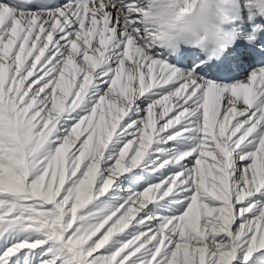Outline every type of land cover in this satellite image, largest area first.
I'll use <instances>...</instances> for the list:
<instances>
[{"label": "snow or ice", "instance_id": "obj_1", "mask_svg": "<svg viewBox=\"0 0 264 264\" xmlns=\"http://www.w3.org/2000/svg\"><path fill=\"white\" fill-rule=\"evenodd\" d=\"M145 6L0 0V264H264V65L180 68Z\"/></svg>", "mask_w": 264, "mask_h": 264}, {"label": "clouds", "instance_id": "obj_2", "mask_svg": "<svg viewBox=\"0 0 264 264\" xmlns=\"http://www.w3.org/2000/svg\"><path fill=\"white\" fill-rule=\"evenodd\" d=\"M232 5L233 0H146L143 19L160 47L198 48L206 60L219 59L240 35L232 27Z\"/></svg>", "mask_w": 264, "mask_h": 264}, {"label": "bare ground", "instance_id": "obj_3", "mask_svg": "<svg viewBox=\"0 0 264 264\" xmlns=\"http://www.w3.org/2000/svg\"><path fill=\"white\" fill-rule=\"evenodd\" d=\"M250 12L244 11L239 0H233L232 18L234 27L239 33V38L228 47L227 55L223 61L222 68H226V73L216 82L232 83L243 79L253 68L258 65H264V54L261 53L260 47L257 45V39H245L246 34H252L254 25L259 24L254 19H250ZM264 33V28L259 29ZM182 61L178 64L180 68H192L195 64L200 67V74L206 79L215 81L211 68L206 66V62L201 56L194 52L182 53ZM253 55L258 57V61L254 62ZM169 60L172 58L169 57ZM203 61V63H201ZM175 63L174 60H172Z\"/></svg>", "mask_w": 264, "mask_h": 264}]
</instances>
